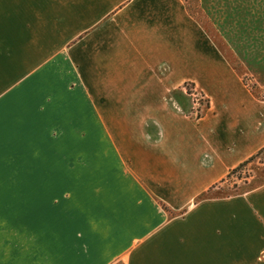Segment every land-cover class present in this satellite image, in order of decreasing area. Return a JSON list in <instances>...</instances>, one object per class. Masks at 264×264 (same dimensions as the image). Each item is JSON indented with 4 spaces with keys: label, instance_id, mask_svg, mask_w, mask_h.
I'll return each mask as SVG.
<instances>
[{
    "label": "crops",
    "instance_id": "1",
    "mask_svg": "<svg viewBox=\"0 0 264 264\" xmlns=\"http://www.w3.org/2000/svg\"><path fill=\"white\" fill-rule=\"evenodd\" d=\"M195 1L0 0V264H264V0Z\"/></svg>",
    "mask_w": 264,
    "mask_h": 264
},
{
    "label": "rangeland",
    "instance_id": "2",
    "mask_svg": "<svg viewBox=\"0 0 264 264\" xmlns=\"http://www.w3.org/2000/svg\"><path fill=\"white\" fill-rule=\"evenodd\" d=\"M186 2H187L186 5L188 6L190 13L195 18L199 19V21H202V24L208 30H210L211 28H210L209 24L207 23V21L205 20V17L202 15V13L199 10L198 3L195 0H186ZM233 11H237L239 13V10L234 9ZM223 25H224V23L221 24V26H223ZM222 29L225 30L224 28H222ZM209 32L212 33L213 32L212 29ZM228 32H227V34L229 35ZM237 35H239V34H237ZM231 37H233V39H234V40L232 39L234 45H236V43L239 44V40L235 37V34H232ZM217 43H218L219 47L226 53L227 57L232 61V63L234 65H236V67H239L238 61L234 57H231L230 54H228V52L226 51L227 46L225 47L223 45L222 41L218 40V39H217ZM237 47H238V45H237ZM242 73H244V72H242ZM243 81L246 82V84L248 85L249 88H251L253 86L250 83V79L248 77L244 76ZM188 88L190 89V94H188V95L184 94L185 99H186L188 106H189V112L186 116L189 117L190 119H194L196 114L198 113V110H201L204 106V105H200V102H204V99H206V98L204 97L202 92H200L199 90H197L193 87H190V86ZM182 91H184V93L186 92V90H183V89H182ZM190 109H191V111H190ZM48 156H49L48 153L41 154L42 160L48 159ZM28 157H29V155L25 154L26 160H28ZM80 159H81V157H79V160ZM11 172H12V170H9L10 176H11ZM30 172H31V169L26 170V175ZM263 182H264V151H262L256 157H254V159L251 162L247 163L241 169L237 170L235 173H233L229 177L225 178V181L222 184H220L217 189H214L213 191L208 192L209 194H207L206 196H207V198L208 197H217V198L220 197V198H222V197H226V196H235V195H238L237 193H240V191L246 190V189H252V188L260 185Z\"/></svg>",
    "mask_w": 264,
    "mask_h": 264
},
{
    "label": "trees",
    "instance_id": "3",
    "mask_svg": "<svg viewBox=\"0 0 264 264\" xmlns=\"http://www.w3.org/2000/svg\"><path fill=\"white\" fill-rule=\"evenodd\" d=\"M189 86L194 88V86H193L191 83H185V84L183 85V87H182L183 90H186V92L184 93V94H186V95L190 94V89L188 88ZM183 92H184V91H183ZM200 105H204V106H203L204 109L207 108V107H208L207 99H204V102H200ZM190 111H191V109H190ZM183 112L187 115L188 112H189V110L184 109ZM201 116H202V112H201V110H198V113L196 114V116H195L194 119H199ZM262 151H263V150L259 151L255 156L249 158V159L246 160L245 162L239 164L237 167H235L234 169H232V170L228 173V175L226 176V178L229 177L231 174L235 173L237 170L241 169V168H242L243 166H245L247 163L251 162V161L254 159V157H256L257 155H259ZM224 181H225V179L222 180V182H224ZM249 190H250V189L242 190V191H240V193H237V194H242V193H244V192H246V191H249ZM158 204H159V206L161 207V209H162L164 212L168 213L170 216H175V215H176V214L173 213V212H172V211H171L166 205H164L162 202H159ZM183 212H184V210H183L182 212H180L179 214H182ZM177 215H178V214H177ZM117 264H120V263H117Z\"/></svg>",
    "mask_w": 264,
    "mask_h": 264
}]
</instances>
